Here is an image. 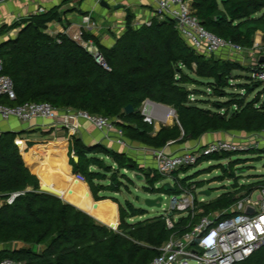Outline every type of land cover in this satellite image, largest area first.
Wrapping results in <instances>:
<instances>
[{"label":"trees","instance_id":"trees-1","mask_svg":"<svg viewBox=\"0 0 264 264\" xmlns=\"http://www.w3.org/2000/svg\"><path fill=\"white\" fill-rule=\"evenodd\" d=\"M85 1L63 0L44 14L29 15L0 28V37L18 31L16 38L0 44L3 74L12 79L17 99L0 98V105L14 107L48 103L57 110L118 119L116 125L126 138L152 149H164L172 142L199 140L208 133L264 131L263 94L248 100L264 82L249 76L251 83L238 87L244 94L228 93L226 90L233 87V72L247 70L250 73V69L196 53L181 38L172 20L155 18L150 26L141 25L135 29L129 16L126 32L109 49L87 34L86 39L94 40L99 46L111 71L96 63L68 36L48 33L49 24L61 21L63 6L82 5ZM191 1L201 25L218 38L246 50L253 48L258 32L263 33L264 41V0ZM189 85L208 86L215 97L227 101L214 102L212 109H205L199 105L200 101L191 103ZM146 101L172 108L177 122L156 132L154 123H147L141 113ZM129 105L134 112L126 115L124 110ZM16 138L15 133L0 134V198L4 201L0 207V263L11 259L20 264H148L158 256L159 248L171 236L189 230L192 221L188 218L181 219L173 231L167 229L164 216L133 222L135 218L146 216L147 211L135 207L130 201L122 204L104 196L129 189L133 182L125 172L143 176L147 185L144 189L150 194L178 196L181 193L178 185L194 186L195 193L203 188L200 182L179 179V175L189 168L165 178L156 171L147 173L125 154L101 145L89 147L74 138L70 165L73 173L87 182L98 202L94 203L86 185L79 181L75 186V189L79 187L78 191L74 189L71 194L52 186L49 179H42L40 186L39 179L25 164L15 143ZM237 153L228 155L231 157ZM72 155L78 160L75 161ZM23 157L29 163V158ZM230 157L214 154L199 162L222 161ZM231 164L236 166L238 163L230 162L226 167L228 170L221 167L226 177L235 180L231 187L233 191L199 205L204 215L230 210L242 198L264 188L262 179L249 187L240 185L238 176L230 170ZM167 180L172 181V189H165ZM162 182H165L163 186L157 188ZM41 187L77 205L94 218L91 212H96L105 225L59 197L42 191ZM13 195L17 197L9 204L7 200ZM108 199L119 206L117 230L106 226L118 225L115 203L103 201ZM14 242L25 243L31 249L14 253ZM40 246H46L42 255L38 254ZM238 264H264V247Z\"/></svg>","mask_w":264,"mask_h":264},{"label":"built area","instance_id":"built-area-1","mask_svg":"<svg viewBox=\"0 0 264 264\" xmlns=\"http://www.w3.org/2000/svg\"><path fill=\"white\" fill-rule=\"evenodd\" d=\"M8 1L10 0H0V5ZM28 1L37 3L36 9L30 15H40L48 11V5L62 0ZM22 18L16 17V22ZM155 18L174 21L179 35L186 44L206 58L216 57L220 54H227L232 58L251 53L256 57V60L249 67L250 76L254 80L264 82V62H260V58L264 56L260 53L264 50L262 44L255 43L252 49L246 50L208 32L196 17L191 0H159ZM151 23L152 20L143 25L150 26ZM97 28L98 25L91 16L84 15L76 31L71 34L66 31L63 35L68 36L82 47L105 70L111 71L99 46L94 40L86 39V35L93 33ZM3 97L8 101L17 99L12 79L3 74V61L0 57V98ZM163 109L170 112L174 123L177 122V115L172 108H166L150 101L143 104L141 113L147 123L152 124L153 118L157 117L166 126V122L162 120L160 114ZM37 118L49 122L52 127L66 129L71 137L77 134L80 122L86 121L99 131L106 133L107 137L110 133L115 135L114 139L117 144L126 146L128 143L123 131L116 125L118 119L73 110H57L48 103H26L14 107L0 105V122L16 119L23 123H29ZM255 137L258 143L262 142L264 131L257 133ZM242 150L245 148H242L239 142L216 140L199 149L180 154H168L163 149H152V153L157 173L162 177L170 178L174 172L190 168L203 158ZM77 178L81 181L84 180L79 175ZM178 186L181 193L179 196H172L170 208L164 215L167 229L175 230L176 224L183 218L196 222L193 224L191 222L188 226L189 230L181 235L171 236L159 248L158 256L148 264H238L246 261L264 247V188L258 189V196L255 199H253L252 193L238 201L230 210L206 216L199 206L205 204L206 201L204 199H201L200 202L197 201L193 193L195 187ZM14 196L17 195H13L7 200L9 204L13 202ZM3 202L0 198V207ZM248 208L253 210L252 214L246 213ZM170 213H172L171 216ZM0 264L20 263L6 259Z\"/></svg>","mask_w":264,"mask_h":264},{"label":"crops","instance_id":"crops-1","mask_svg":"<svg viewBox=\"0 0 264 264\" xmlns=\"http://www.w3.org/2000/svg\"><path fill=\"white\" fill-rule=\"evenodd\" d=\"M62 1L48 5L47 9L50 10L51 8L60 5ZM158 1L159 0H86L82 5L68 4L60 9V11L63 12L61 21H55L49 24L47 31L51 36L66 33V31L71 34L78 29L82 17L84 15H90L97 23L98 28L96 31L89 33L88 35L93 36L100 45L109 49L112 48L117 39L126 32L129 16L132 18L131 26L135 29L139 28L147 21L155 19ZM103 2L106 3L108 7L102 6ZM119 6L121 7L120 9H115V7ZM36 7V2H29L28 0H10L0 5V23L3 24L4 22L5 25L13 24L16 22V17L25 18L32 14ZM127 10L129 11L128 13L126 12ZM256 36L255 43L262 44V48L264 49L263 33L258 32ZM260 53L264 55V50ZM248 54L252 56L253 63L256 60V57L251 55V53ZM214 58L224 61L231 60V57L227 54H220ZM161 106L166 107L164 105ZM166 111L167 110L163 109L160 113L162 118H164ZM167 121L168 123L166 126H173L174 121H171V119H168ZM153 123L156 132L160 131L164 126L160 124V119L157 117L153 118ZM50 126L49 122H46L41 118H37L29 123H23L16 119L0 122V134H17L15 143L31 173L39 179L40 186H42L43 183L42 179H49L52 186L68 190L71 194L75 189L77 181H79L86 185L92 201L98 203L94 200L85 179L83 181L79 180L77 175L73 173V168L70 165V148L74 138L80 140L84 145L89 147L101 145L111 151L125 154L134 160L139 167L144 169L147 173L156 171L152 148L141 143L125 137L128 143L126 146H121L116 143L114 139L115 135L110 133L107 137L106 133L99 131L86 121L80 122L78 132L73 137H71L68 131L64 128ZM234 137L236 136H234V133L232 132L208 133L202 136L199 140L189 139L185 142L169 143L163 150L168 154H180L189 150L199 149L216 140H232L237 142L238 140H235ZM22 154L29 158V163H26V158L23 157ZM33 168L36 169V172L33 171ZM166 183H172V181L167 180ZM78 189L79 187L75 190L78 191ZM61 199L64 200L63 198ZM108 200L113 202L110 199ZM64 201L90 215L77 205L66 200ZM115 205L119 223V206L116 203ZM90 216L94 218L92 215ZM94 219L103 224L96 218ZM141 219L145 220L151 218H145L144 216Z\"/></svg>","mask_w":264,"mask_h":264},{"label":"rangeland","instance_id":"rangeland-1","mask_svg":"<svg viewBox=\"0 0 264 264\" xmlns=\"http://www.w3.org/2000/svg\"><path fill=\"white\" fill-rule=\"evenodd\" d=\"M4 25H5L4 22L3 24L0 23V28ZM6 25H12V24H6ZM17 34L18 31L13 30L2 35L0 37V44L7 42L9 39L16 38ZM256 37H255V42H256ZM228 61L237 63L245 68H249L250 65L252 64V56L246 53L232 57L231 60ZM249 76L250 73H248L247 70L246 72L244 71L233 72L232 74L233 79L231 81V85L233 87L231 89H227L226 91L228 93L244 94L243 90L238 87H243L248 83L250 84L251 82H249L247 78ZM187 89L192 93L190 97L191 103H195V102L197 103V101H200L201 104L199 105L205 109H212V105L214 102L227 101L226 98L215 97L213 95V92L210 90V88H208V86L205 85L203 86L189 85L187 86ZM259 93L263 94L261 96V101L263 102L264 85L262 87H259L257 90H255L254 93L248 97V100L254 99ZM3 98L6 99L5 97ZM160 124L162 123L160 122ZM232 133H234V136H236L234 137V139L238 140L237 142L241 143V147L245 148V150L239 151V153L233 154L231 157L228 155L229 153L221 154L224 157H230L228 160H222V161L212 160L209 162L207 160L200 161L198 164L190 167L187 172H182L179 175L180 180H184L185 178H190L193 183L200 182L201 185H203V188L197 189L194 193L198 202H200L201 199H204L206 203H208L210 201L217 199L219 196H221L227 191H233L231 187H233L236 182L234 179H230L229 177H226L225 176L226 173L223 171V168L221 167L223 166L224 169L228 170V168L226 167H228V164L230 162L238 163L236 166L235 164H231L230 170L232 171L234 170V172L238 176V183L240 185H246L247 187H249L251 184L256 183L258 180L261 179L264 180V138H261L262 142L258 143L257 140L255 139L257 133H251V134L244 132H232ZM252 150H257L256 154L250 153V151ZM106 161L109 163L108 160ZM234 166L235 169H233ZM125 173L129 176V178L133 182V184L129 186V189L122 191L120 194H104V196L117 199L122 204H124L125 201L132 202L135 205V207L147 211L145 218L164 216L165 212H167L170 208L172 195L165 194L163 196V202L161 208H148L146 206V200L155 199L159 196V194H150L144 189L145 187H147L145 183V179L140 181L134 178V174L128 172ZM163 183L164 182L159 184L157 188L160 189L163 186ZM202 191H209L210 195L209 196L200 195ZM257 196H258V189L255 190L253 193V199H255ZM105 201H109V200H105ZM91 214H93L97 218V220H99L98 214L96 212H91ZM139 220L142 219L135 218L132 221L134 222Z\"/></svg>","mask_w":264,"mask_h":264},{"label":"water","instance_id":"water-1","mask_svg":"<svg viewBox=\"0 0 264 264\" xmlns=\"http://www.w3.org/2000/svg\"><path fill=\"white\" fill-rule=\"evenodd\" d=\"M102 6H104V7H108V5L106 4V3H102ZM121 7L119 6V7H115V9H120ZM127 13L129 12L128 10L126 11ZM260 62H264V56H262L261 58H260ZM156 104V103H155ZM166 108H168V107H166ZM124 112H125V114L126 115H131L133 112H134V109H133V107L132 106H127L126 108H125V110H124ZM74 160L75 161H77L78 160V158L77 157H74ZM134 178L135 179H137V180H142L143 179V177L141 176V175H139V174H135L134 175ZM164 187H165V189L166 190H169V189H172V187H171V185H170V183H166L165 185H164ZM41 190L42 191H44V192H47V193H49V194H52V195H54V196H57V197H59L60 199L62 198L61 196H59V195H56V194H54V193H52V192H50V191H47V190H44L42 187H41ZM200 195H205V196H209L210 195V192L209 191H202L201 193H200ZM163 196L164 195H159L157 198H155V199H147L146 200V206L148 207V208H161L162 207V202H163ZM17 196H14L13 197V201H14V199L16 198ZM246 213L247 214H252L253 213V210L251 209V208H248L247 210H246ZM172 215V213H170V216ZM104 225V224H103ZM107 227H109L110 229H112V230H117V228H118V226H119V223H118V225L115 227L114 225H110V226H108V225H106ZM31 249V247L29 246V245H26L25 243H22V242H14L13 244H12V252H14V253H17V252H19V251H24V250H30ZM46 250V246H40L39 248H38V254L39 255H42L43 253H44V251Z\"/></svg>","mask_w":264,"mask_h":264},{"label":"bare ground","instance_id":"bare-ground-1","mask_svg":"<svg viewBox=\"0 0 264 264\" xmlns=\"http://www.w3.org/2000/svg\"><path fill=\"white\" fill-rule=\"evenodd\" d=\"M167 115H168V118H167ZM168 119H171V121H172V116H171L170 112L167 110L165 113V116H164V118H162V120L165 121L166 123H168V121H167Z\"/></svg>","mask_w":264,"mask_h":264}]
</instances>
